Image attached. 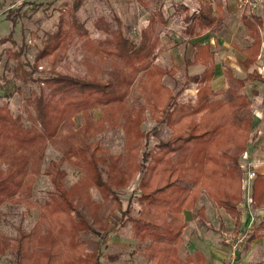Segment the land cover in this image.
<instances>
[{
	"label": "trees",
	"instance_id": "trees-1",
	"mask_svg": "<svg viewBox=\"0 0 264 264\" xmlns=\"http://www.w3.org/2000/svg\"><path fill=\"white\" fill-rule=\"evenodd\" d=\"M78 5L79 2H75V8ZM182 8L183 33L186 36H198L218 28L220 21L217 9L211 2L199 0V5H196L182 0ZM73 23L75 25L71 29L76 32L79 26L75 20ZM73 34L68 29L63 30L59 23L53 32L47 33L41 40V46L32 63L20 60L16 62L15 68L19 72L16 75L25 82L31 81L38 86L42 81L47 84L53 82L52 94L61 93L60 99L67 100L66 106H101L102 115L98 122L108 120L110 126L119 124L122 127L127 156L124 157L123 153L110 155L95 143L83 144L79 150L81 157L78 164L83 172L77 182L69 187L64 184L65 171L60 167L61 162H50L51 166L44 169V173L51 178L49 198L41 205L37 219L28 230L20 229L10 239L0 234V259L10 250L14 264H103L101 248L106 244L108 234L102 235L95 249L90 252L87 251L85 241L80 239L81 231L87 232L91 229L89 222L77 211L81 190L96 187L103 202L110 201V211L121 210L118 191L127 187L139 172L142 174L138 183L139 198L143 207L137 216H127L126 219L141 242L146 238L150 239V243L144 247V252L152 256L148 264L204 263L201 253L181 259L177 251V247L183 242L181 229L186 225L182 210L192 209L202 192L228 214L233 220L236 232L248 235L252 230L247 240L264 235V219L255 220L251 226L247 222L244 230L239 231V159L250 142L253 119L251 112L242 118H235L238 109L248 110L250 107V101L238 92L244 87L245 79L264 82V78L253 71L246 78L240 79L225 68L227 78L238 90L224 101H211L215 91L210 85L214 74L213 62L209 60L212 59L210 45L194 43L192 59L186 60L185 65L203 64L205 69L196 80L200 86L196 89L194 101L187 102L192 106L181 105L186 114L184 116L175 108L182 90L174 91L163 83L164 77H173L176 74L174 67L165 68L153 63L143 69L140 87L147 102L137 106L123 101L126 91L122 89L121 81L111 82L97 77L75 81L53 72L50 78L34 76L38 62L55 53L59 47L63 49ZM125 40L119 38L116 47L123 54L125 63L132 70H136L135 61L147 59L155 44L146 45V37L137 47ZM258 48L259 39H255L248 46L245 61L249 60L250 63L254 60ZM21 50H14L11 54L18 58ZM25 65L31 67L30 72L26 73ZM190 78L195 80L194 77ZM126 79V76H121L123 82ZM2 80L0 97L9 98L18 88L15 78L2 76ZM71 83L78 87L74 94L67 87ZM33 93L31 89V94ZM43 99V95H34L30 101L35 107L37 119L45 128L44 134L51 138L56 133V129H50L52 108ZM146 112L148 118L156 123V128L151 132L142 128L146 121ZM199 113V120H194L193 117ZM161 128L170 130L168 138H158L151 149L144 147L149 136L158 134ZM27 131L29 129L22 126L19 115L12 116L8 109L3 110L0 106V206L5 200H10L16 193L23 191L27 194L24 203L25 216L30 215L32 208L29 183L22 179L24 165H12L21 154L6 152V147L9 142L30 146L33 138H27ZM63 157H69L68 150L63 152L61 158ZM3 162L6 163L5 168L2 167ZM252 197L256 208L264 207V173H256ZM204 209L203 206L199 207L197 214L201 216ZM127 214L126 211L121 212L122 217ZM239 247L240 245L236 249ZM258 264H264V260Z\"/></svg>",
	"mask_w": 264,
	"mask_h": 264
},
{
	"label": "rangeland",
	"instance_id": "rangeland-1",
	"mask_svg": "<svg viewBox=\"0 0 264 264\" xmlns=\"http://www.w3.org/2000/svg\"><path fill=\"white\" fill-rule=\"evenodd\" d=\"M77 1L79 5L75 8L74 4ZM242 8L250 13L253 9L251 1ZM242 8L238 9L242 11ZM183 13L182 0H0V84L3 81L2 76H7L15 78L18 86L11 97H0V106L3 110L8 109L12 116L19 115L22 126L29 129L26 133L27 138H33L28 147L13 142H9L6 147V152L21 154L12 165L15 167L24 165L22 179L29 183V200L32 203L28 216L24 215V203L27 199L25 192L19 191L12 199L2 203L0 234L6 239L17 235L20 229L28 230L37 219L41 205L49 198V191L52 189L51 178L44 173V169L51 166L50 162H61L60 167L65 171L64 184L69 187L77 182L83 172L78 166L81 157L79 150L83 144L95 143L102 146L110 155L123 153L124 157L127 156L122 127L119 124L112 127L108 120H104L103 123L98 122L102 115L101 106L96 107L92 104L87 107L66 106L67 100L60 99L61 93L52 94L53 82L47 84L42 81L38 86L31 81L25 82L16 75L19 73L15 68L16 62L20 60V62L32 63L41 46V40L47 33L53 32L59 23L63 30L68 29L73 34L75 31L73 32L71 27L75 25L73 23L75 20L79 30L70 37V42L68 41L63 49L59 47L55 53L38 62L34 76L50 78L53 72L64 77L68 76L75 81L93 77L111 82L121 81V87L126 91L123 101L137 106L147 102L140 87L143 69L153 63L165 68L174 67L176 74L173 77H164L163 83L174 91L182 90L175 108L186 116L181 105L192 106L187 102L195 99L196 89L200 86L196 80L202 74L204 66L185 65V60L192 58L195 49L192 44L193 39L183 33ZM223 16L228 28L230 23L232 24L230 26L233 34L225 35L219 28L213 35L210 33L216 64L210 84L215 91L211 101L214 99L224 101L238 90L224 74L218 72L220 65H226L225 56L229 51L226 47L230 49L231 42H236L246 34L241 28L235 30L238 20L235 14L232 18L229 13H224ZM119 38L126 39V42L135 47L141 45L144 40L146 45L155 44V47L147 59L136 60V70H132L116 47ZM20 48L22 49L20 56L13 57L11 52L14 50L18 52ZM30 68L25 65L26 73L30 72ZM233 73L238 78H244L246 75L242 69H236ZM122 75L127 78L124 82L121 80ZM190 77H194L195 80H191ZM67 87L73 94L78 90L74 83ZM31 89L34 95H43V100L52 108L50 129H56V133L51 138L44 134L45 128L37 119L35 107L30 101L34 97ZM238 92L246 98H252L250 82L245 79V86ZM250 112L252 113L251 106L250 111L245 108L238 109L235 118H242ZM200 116V113L196 114L193 119L197 121ZM142 128L150 132L156 128V123L148 118L147 112ZM252 132L251 129L250 142L257 136V132L255 134ZM169 134V129L161 128L158 134L149 136L144 147L153 148L158 138L166 140ZM65 150H68L70 158H61ZM242 155L239 159L241 165L246 163ZM241 165H239L240 169ZM2 167L5 168L6 163L3 162ZM141 175V172L137 173L127 187L118 191L121 210L110 211V201L103 202L96 187H90L86 191L81 190L77 211L89 222L91 229L87 232L81 231L80 239L85 241L87 251L90 252L95 249L100 237L108 234L106 244L101 248L103 264H148L152 259L151 255L144 252V247L150 243V239L146 238L141 242L131 223L126 219L127 216H137L143 207L138 187ZM201 206L205 208L202 217L197 214V209ZM244 206L241 188L238 209ZM122 211L128 214L122 217ZM183 212L185 210H182ZM188 213L192 218L187 222L183 213L186 225L181 229L183 242L177 247L181 259L195 253L202 254L209 250V246L214 248L212 247L214 243L216 247L213 250L217 252L222 245V239L227 235H232L228 238H234V234L243 233L235 231L233 220L204 192ZM246 213L249 214L247 209ZM251 231L246 236L245 242L240 244L241 246L247 243ZM224 232H227V235ZM253 244L255 245L254 264H258L264 260V239H259ZM243 248L242 251L245 253V250L252 247L250 244H245ZM0 264H14L10 250L2 255ZM222 264H225V260Z\"/></svg>",
	"mask_w": 264,
	"mask_h": 264
},
{
	"label": "crops",
	"instance_id": "crops-1",
	"mask_svg": "<svg viewBox=\"0 0 264 264\" xmlns=\"http://www.w3.org/2000/svg\"><path fill=\"white\" fill-rule=\"evenodd\" d=\"M187 1L189 2V4L199 5V0H187ZM205 1L211 2L212 5L217 9V14L220 21L218 28L219 30L224 32L225 35H231L232 24L230 23L231 26L229 25L228 28V23L223 16L224 13H229V16L231 18L235 14L236 19L238 18L236 22L235 30L237 31L238 28H241L242 30H245L246 33L245 36L240 37L241 39H238L234 43L231 42L229 46L230 49L226 47L229 50L227 52V55L225 56V59L227 61L226 63L224 62V64L226 65L224 66L220 65L219 66L220 72L218 73L224 74L227 78V75L224 72L225 68L229 69L232 72L236 69L238 70L242 69L246 72L244 78H246V76H248V74L253 71L261 78H264V0H250L251 5L253 6V9L250 13L246 12L244 8H242L243 6H246V4L243 3L242 0H205ZM184 2L186 3V1ZM238 8H242L244 11L243 10L241 11ZM194 10H198V9L194 8ZM205 32H207V34H205ZM205 32L201 33L198 36H193V37L187 36V37L193 39L192 42L193 47H194V43H198L200 45H204V44L210 45L212 59L209 60L213 62L214 70H215L216 64L213 56V49L211 44L212 40L210 39V33H212L213 35V33H215L216 30L209 32L205 31ZM242 37H245L246 39H243ZM255 39H259V48L257 50V55L255 59L250 61L249 63V60L245 61V55H247L248 46H250L255 41ZM242 43H245V45H242ZM192 65H203V64H192ZM246 80L250 82V87L252 89V95H251L252 98H247L250 101V106L252 110L251 113L253 119L252 133L255 134L257 132V136L255 140L249 142L247 149L242 156L243 159H245L246 163H250L252 165L256 173H264V82L258 79H251V80L246 79ZM244 86H245V82H244ZM249 111H250V107H249ZM188 211L189 210H185V212H183L185 213L184 217L185 219H187V222L189 218H192V216L188 213ZM239 211L241 214L240 216L241 226L239 229L240 231V230H244L243 228L247 222L249 223V216L244 208L241 207ZM254 213H255V220L258 221L264 219V207L256 208L254 205ZM224 233L227 235V232ZM236 235H238V233L234 234V236ZM228 237H232V235L229 234L225 237V239H222L221 242L222 245L219 246L220 249L219 250L217 249V252L213 250L216 247V244L214 243L212 244V247L214 248H210L209 246V250H206L204 253H202L204 255L203 264H222L224 260H225V264H254L255 253L253 250L255 248V245L253 244V242L258 241L259 239H264V235L254 238L250 241L248 240L247 243L245 244H250L252 248L245 250L246 251L245 253L244 251H242L244 249L243 247L245 244L243 246L240 245L238 250L237 249L234 250L231 247L230 243L227 241ZM232 250H234V255L231 254ZM215 253H217L216 256ZM214 257L216 259H214Z\"/></svg>",
	"mask_w": 264,
	"mask_h": 264
},
{
	"label": "built area",
	"instance_id": "built-area-1",
	"mask_svg": "<svg viewBox=\"0 0 264 264\" xmlns=\"http://www.w3.org/2000/svg\"><path fill=\"white\" fill-rule=\"evenodd\" d=\"M243 3L248 4L250 0H242ZM241 165V164H240ZM242 177H241V188L243 190V198L245 202L244 209L248 211L249 223L248 226H251L255 222V213H254V199L252 197V184L255 178L256 172L253 169L250 163H243L241 166ZM252 210V211H251ZM247 234L242 233L234 236V238H228L227 241L230 243L231 247L235 250L236 247L240 244H243L246 240ZM234 250L232 253L234 255ZM233 258V257H232Z\"/></svg>",
	"mask_w": 264,
	"mask_h": 264
}]
</instances>
